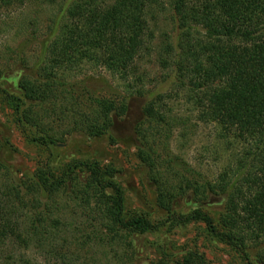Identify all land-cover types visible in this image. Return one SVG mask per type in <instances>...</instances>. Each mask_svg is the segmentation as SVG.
<instances>
[{
	"label": "trees",
	"instance_id": "16d2710c",
	"mask_svg": "<svg viewBox=\"0 0 264 264\" xmlns=\"http://www.w3.org/2000/svg\"><path fill=\"white\" fill-rule=\"evenodd\" d=\"M106 2L74 0L62 8L41 75L35 80L24 77L16 94H5L17 124L29 141L48 149L57 147L65 134L80 133L85 139L107 135L119 104L100 98L85 100L87 94H79L75 79L91 66L126 80L137 54L150 42L146 13L168 4L176 47L168 44L167 49L177 67L175 80L178 87L189 89L198 122L218 127L228 161L217 182L200 184L182 177L178 187L159 188L157 202L166 208V223L203 222L212 237L241 254L246 264H264V0H114L113 6ZM165 101L161 97L144 112L153 131L150 137L142 136L139 158L151 172L161 166V156L152 153V140L158 136V140L168 141L176 128ZM126 109L124 103L121 111ZM56 122L66 125V131H52L49 123ZM4 146L0 141V178L13 183L15 179L8 178L10 168L2 160ZM78 165L89 173L88 182L72 178L70 165L58 175L45 165L26 181L12 184L8 193L21 205L29 196L75 202L76 192L82 188L102 204H112L114 224L131 237L161 230L164 224L147 215L124 219L123 190L110 169L101 168L98 161L76 162L74 168H80ZM162 180L151 177L157 184ZM218 193L226 200L219 226L204 210L208 195ZM179 197L191 207L187 215L174 210ZM14 201L0 203V220L8 230L16 211L10 212ZM84 203L90 206V199ZM34 219L26 230L36 241L58 232L60 221L47 212L37 213Z\"/></svg>",
	"mask_w": 264,
	"mask_h": 264
},
{
	"label": "rangeland",
	"instance_id": "374dc122",
	"mask_svg": "<svg viewBox=\"0 0 264 264\" xmlns=\"http://www.w3.org/2000/svg\"><path fill=\"white\" fill-rule=\"evenodd\" d=\"M72 1L0 0V141L5 145L2 160L11 171L8 178L15 179L10 183L0 178V203L11 205L14 198L8 193L10 186L26 181L45 165H50L57 175L70 165L72 178L86 183L89 173L80 165L74 168V164L98 161L101 168L110 169L115 182L122 187L124 219L147 215L165 226L158 233L131 237L130 232L114 224L111 218L114 206L102 204L92 192L86 194L82 188L76 192L75 202L29 196L22 205L14 201L10 212L17 213L13 214L11 229L5 228L0 220V264H27V261L33 264H246L241 254L212 237L203 222L166 223V208L162 209L157 202L159 188L163 191L170 186L178 187L182 177L200 184L217 182L228 161L224 142L218 138V127L198 122L199 113L190 102L189 89L178 87L175 80L177 67L172 65L173 55L167 49L168 44L176 47L168 4L146 13L150 42L145 51L137 54L126 80L102 67L91 66L75 79L79 94H87L85 100L100 98L119 104L107 135L85 139L80 133L65 134L57 147L48 149L29 141L17 124L15 111L5 94H16L24 77L35 80L41 75L62 8ZM106 1L114 5V0ZM161 97L166 100L176 128L168 141L158 140V136L152 140V153L162 160L161 166L151 172L141 163L139 149L141 139L150 137L153 131L145 109ZM124 103L127 109L122 112ZM50 125L51 130L55 128L59 132L67 129L58 122ZM153 176L163 178L162 182H152ZM111 194L109 191L108 195ZM187 194L192 197L190 192ZM87 199L90 206L84 203ZM225 203L223 195L218 193L208 195V203L204 204L205 213L218 226ZM174 210L187 215L191 207L179 197ZM46 212L60 221V227L57 233L54 230L38 242L26 229L35 222L37 213ZM56 249L58 254L53 255Z\"/></svg>",
	"mask_w": 264,
	"mask_h": 264
}]
</instances>
